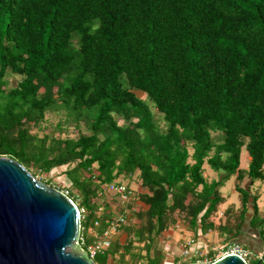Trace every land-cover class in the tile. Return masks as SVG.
Returning <instances> with one entry per match:
<instances>
[{"label":"trees","instance_id":"obj_1","mask_svg":"<svg viewBox=\"0 0 264 264\" xmlns=\"http://www.w3.org/2000/svg\"><path fill=\"white\" fill-rule=\"evenodd\" d=\"M48 113L78 137L33 132ZM0 157L64 169L88 243L125 212L110 211L104 187L138 174L142 206L96 264H165L159 240L179 221L214 258L202 238L236 240L253 198L236 187L244 210L229 231L213 221L220 189L235 175L264 180V0H0ZM253 212L264 223L256 197Z\"/></svg>","mask_w":264,"mask_h":264},{"label":"water","instance_id":"obj_2","mask_svg":"<svg viewBox=\"0 0 264 264\" xmlns=\"http://www.w3.org/2000/svg\"><path fill=\"white\" fill-rule=\"evenodd\" d=\"M80 229L78 208L66 195L0 157V264H95L78 243ZM212 264L249 263L232 254Z\"/></svg>","mask_w":264,"mask_h":264},{"label":"rangeland","instance_id":"obj_3","mask_svg":"<svg viewBox=\"0 0 264 264\" xmlns=\"http://www.w3.org/2000/svg\"><path fill=\"white\" fill-rule=\"evenodd\" d=\"M11 81H12V78H11ZM138 95L141 98H143L144 100L147 99V96L143 93H138ZM149 104L151 106L152 112L155 115L156 120L159 122L160 126L164 129L166 127V123L164 121L163 115L157 111V109L154 107V105L152 103H149ZM61 120H62V116H60L59 114L48 113L46 121L38 129L37 128L33 129V132L37 133L41 137L46 135V134H51V133H54L56 137H62V138L78 137L77 130L72 128V127H66L64 130H61V131L57 130V125ZM119 123L123 124L124 121L122 119H119ZM213 137L216 141H218L220 139L219 138L220 134L214 132ZM244 155L249 156L246 148L243 150V156ZM205 166H206V168H205L204 172L206 171V173L209 172V174H211L210 171L212 169L210 168V166L209 165H205ZM63 171H64V169H57V170L52 171L50 174H44V173L37 172L35 169L30 170V172L39 181H42L44 183H48V184L52 185L54 188L67 189L71 192V194L72 193L79 194L78 191L74 188V186L70 185L69 182L66 180V177L64 176ZM204 175H206V174L204 173ZM215 176H216V174L213 175V177H215ZM132 182H136V180H133ZM247 183H248V179L244 180L243 182H240L239 185L242 188H244L247 185ZM259 184H260V182L255 181L254 185L251 188L250 187L245 188V189L250 191L251 197H257L258 193L261 194L262 191L264 193V187H262V185L259 186ZM234 188H235L234 181L229 180L225 183L224 189L222 190L223 194L227 197L228 201L230 200L229 201L230 204H231L232 200L234 202H238V200H239L238 194L236 192H234ZM113 197H114V195L112 193L107 192L104 195L103 201L104 202L107 201L106 204L109 205L110 211H113L114 214H119L121 209L123 211L124 210H130L131 209L130 205H132V206L135 205L134 208L136 210L134 212L136 213L137 211H139L140 207L142 206V204H140V202H138V200H135V201L132 200L131 202H122V201H119L116 199L113 200L112 199ZM228 197H230V199ZM232 198H234V199H232ZM137 199H138V197H137ZM229 202L225 203V208L229 207V205H228ZM76 203H77V205H80L79 200H77ZM225 211H227V210L218 209V211L214 214L213 221L216 223L217 226H219L221 224H225V223L227 224V222L229 221L228 213ZM231 223H233V221ZM179 226L188 227L186 223H184L183 221H179L178 225L175 228H172L171 230L172 231L173 230L179 231V229H177V228H179ZM171 233H173V232H170L169 234H171ZM209 233L211 235L210 236L208 235V239H211V242L217 244V251H215L216 256L212 259V261H213L215 259L220 258L223 255V251L221 250V247H223V244H221V241H220L221 238L223 237V235L220 234L218 231L217 232L216 231H210ZM166 234H167V232H165L163 234L162 238L159 240V246L162 249L164 248V249L168 250L167 246L172 247V243L169 242L170 238L169 239L165 238ZM225 237H227V236L225 235ZM114 238L120 239L123 242L125 237H122V234L120 233V235H118V236L116 235V236H114ZM183 245L184 244L182 243V241H180V244H178V246H176V249L174 248V250L180 251V253H181ZM247 254H248L247 261L252 263L255 259L254 258L255 256L250 254V252ZM166 262H169V261H166Z\"/></svg>","mask_w":264,"mask_h":264},{"label":"crops","instance_id":"obj_4","mask_svg":"<svg viewBox=\"0 0 264 264\" xmlns=\"http://www.w3.org/2000/svg\"><path fill=\"white\" fill-rule=\"evenodd\" d=\"M245 148H243L244 150ZM249 155V154H248ZM251 163V157L250 156H243V151H242V156H241V165H240V169L243 172H247L249 170V166ZM206 168V166H205ZM204 168V169H205ZM206 175L205 177L207 178V180L211 183L213 181H218L219 180V174L218 172H215L213 170L210 171L211 174L206 173V171L204 172ZM216 174V178L213 177V175ZM248 179V183L245 186V188H251L252 185V180L249 178V176H246L244 180ZM133 180H136V182H132ZM230 180L234 181V192H236L238 194V202H234L232 200L231 204H230V200L228 201L227 197L223 194V189L224 187H222L220 189V194L221 197L223 198L222 203L219 206V209H223V210H227L225 212L228 213V217H229V221L227 222V229L230 231L232 228H234L232 226V223L230 221V216H232L233 214H238L241 212V210L243 209V205H242V199H241V195L237 190V186L240 184V182L237 180L236 175L231 177ZM118 181H120L121 183H124L125 185L129 186L130 188L134 189L137 193V191L141 190V186H140V182H139V178H138V174L134 175L131 178H124L122 177L121 179H118ZM258 182H260L259 186L262 185V187H264V180H257ZM132 183V184H131ZM135 187V188H134ZM241 187V186H240ZM230 199V197H228ZM257 206H258V215L260 216L261 220H263L264 218V193L262 191V193H258L257 195ZM234 199V198H232ZM254 197L250 199V204L252 203ZM229 202V207L225 208V203ZM244 210V209H243ZM254 218V212L251 209V206L249 205V210L248 213L246 215V220L245 223L242 227V231L241 234L237 237L236 240H231L228 243H236L239 242L238 244L242 245L244 247L245 250L249 251L253 256H261L264 253V223L259 224V226H255L252 224V220ZM256 224H258V221H255ZM226 224V223H225ZM222 224V225H225ZM179 231H175V230H169L167 231V234L165 236V238L169 239L170 238V243H172V247L171 246H167L168 250H166L168 252L167 254V261L172 262V261H176L180 259V251H175L174 248L176 249V246H178V244H180V241H182V243H184L185 241H187L188 239L194 238V234L192 233V231H190V229L188 227H183V226H179ZM170 232H173L171 234H169ZM231 232H229L230 234ZM177 234V235H176ZM120 235V234H118ZM117 235V236H118ZM208 235L210 236L211 234L208 233L204 236V238H202L201 242L205 245L208 246H214L217 247L216 243L211 242V239H208ZM228 235V233H227ZM226 235V236H227ZM122 237L124 238V241L126 240V235L122 234ZM116 238H114L115 240ZM227 237H225V235H223V237L221 238V244H223V242H226ZM123 241V242H124ZM228 241V240H227ZM216 245V246H215ZM254 257V258H255Z\"/></svg>","mask_w":264,"mask_h":264},{"label":"built area","instance_id":"obj_5","mask_svg":"<svg viewBox=\"0 0 264 264\" xmlns=\"http://www.w3.org/2000/svg\"><path fill=\"white\" fill-rule=\"evenodd\" d=\"M59 190L77 206L81 226L78 243L85 251H87L90 258L96 264V257L100 254H104L111 247L112 242L114 241V236L119 234V229L121 226L129 224L132 219V212L136 209L134 208L125 210L124 213H120V215L114 217L112 221L108 222V227L103 235H96L94 241L92 243H88L85 233H83L84 227L82 225L85 219L86 210L77 205L69 190ZM104 190L108 193H112L113 195H120V199L122 202H131L132 200H134L136 195V192L133 189L121 183L120 181H116L109 186L104 187ZM183 244L184 245L182 247L180 259L172 262H165V264H212L217 260L232 254L240 255L247 261V253H249L244 249L242 245L238 243H226L225 245L223 244V247H221L223 255L220 258L212 261L213 258L207 254V250L201 247V245L195 238L188 239Z\"/></svg>","mask_w":264,"mask_h":264}]
</instances>
